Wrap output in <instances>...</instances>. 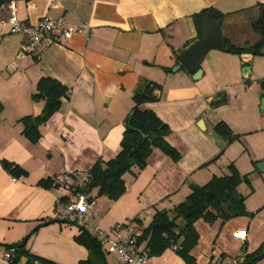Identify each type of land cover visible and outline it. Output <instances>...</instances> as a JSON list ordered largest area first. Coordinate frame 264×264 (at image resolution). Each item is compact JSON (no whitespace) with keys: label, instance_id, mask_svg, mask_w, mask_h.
Segmentation results:
<instances>
[{"label":"crops","instance_id":"crops-1","mask_svg":"<svg viewBox=\"0 0 264 264\" xmlns=\"http://www.w3.org/2000/svg\"><path fill=\"white\" fill-rule=\"evenodd\" d=\"M14 2L23 22L62 18L82 30L39 54L19 58L24 38L12 32L8 6L0 9V264H9L6 246L21 243L28 235L26 249L40 259L56 264L87 259L88 250L75 241L80 227L59 222L56 206L73 195L76 175L117 155L133 93L143 80L162 86L157 91L160 100L143 108L170 126L167 140L181 159L174 161L155 149L144 169L124 175L127 189L119 200L93 197L95 224L111 232L116 224L131 220L142 230L158 210L183 202L191 184L202 186L213 176L229 174L228 167L234 164L250 179L238 190L255 215L214 224L197 221L200 238L191 254L198 264H232L256 251L264 241V171L258 168L264 162V112L259 110L264 71L252 63L256 56L220 48L207 52L198 80L183 68L166 69H173L176 54L200 37L194 15L212 8L226 15L220 30L241 20H249L253 29L264 0ZM42 77L67 86L69 98L40 126L41 138L33 143L24 136L19 120L41 113L44 102L33 101L32 95ZM254 86L259 100L251 103L244 94ZM221 93L228 100L214 107ZM221 121L239 138L228 142L217 135L214 127ZM2 160L19 165L27 175H12ZM61 173L74 180L52 188L40 185ZM149 264L187 263L168 249L151 257ZM256 264H264V258Z\"/></svg>","mask_w":264,"mask_h":264},{"label":"trees","instance_id":"trees-1","mask_svg":"<svg viewBox=\"0 0 264 264\" xmlns=\"http://www.w3.org/2000/svg\"><path fill=\"white\" fill-rule=\"evenodd\" d=\"M12 1L14 0H0V9ZM263 9L264 6H261V10ZM204 16L221 23L226 15L216 9H205L194 15L197 25L199 19ZM252 26L255 31L262 33L260 17L253 22ZM263 46L264 40L253 45L240 47L235 45L231 39L223 37L220 49L236 55L260 56L263 55ZM171 70L166 69L167 72ZM261 84L264 88V81ZM161 89L162 86L154 81H141L133 93L134 105L125 120V132L119 152L110 160L97 161L88 172L90 182L85 187L76 189L73 195L86 192L91 202L93 197L103 196L112 201H117L127 189L124 175L132 172L133 169H144L155 149H160L174 161L181 159L180 152L167 140L172 132L170 126L156 112L143 108V105L147 103L160 100L157 91H161ZM65 98H69L67 86L51 77H42L39 80L32 99L35 102L43 101L44 107L40 114L28 115L19 120L23 124V134L29 141L33 143L39 141L41 138L40 126L59 111ZM227 100V95L221 93L213 102V106H221ZM1 112L2 106L0 105V114ZM214 130L217 135L228 142L239 138V135H234L224 121L217 123ZM1 163L5 170L16 177L27 175V171L15 163L7 160H2ZM228 169L229 174L213 176L205 185L191 184V192L183 202L170 210H158L154 214L150 224L141 230L140 239L144 251L148 253L150 258L161 256L166 250L171 249L187 264H198L191 254L200 238L196 228L197 221L203 220L208 224H214L219 220L226 222L237 217H253L255 215V213L247 210V198L238 190L242 183L250 184L248 175H242L234 164L229 165ZM40 185L46 188L57 187L53 186L52 179L42 180ZM68 198H63L61 201L64 202ZM30 236L25 237L21 243L6 246V249L15 248L8 259L9 264H35L36 261L38 264H56L30 254L26 249ZM75 241L83 245L89 252L87 259L82 260L79 264H108L107 251L90 231L80 227V233L75 236ZM263 258L264 241L256 251L245 253L242 259L238 257L236 262L232 264H256Z\"/></svg>","mask_w":264,"mask_h":264},{"label":"built area","instance_id":"built-area-1","mask_svg":"<svg viewBox=\"0 0 264 264\" xmlns=\"http://www.w3.org/2000/svg\"><path fill=\"white\" fill-rule=\"evenodd\" d=\"M10 11L9 24L13 33L23 36L18 57L31 54H39L53 44L59 42L60 38L70 39L75 33L82 29L67 25L62 19H41L37 24H29L19 20L15 2L7 5ZM76 189L85 187L90 182L89 173L76 175ZM73 176L68 173L57 174L52 177L53 186L69 184ZM86 192H79L66 201H60L56 206L59 219L75 224L90 231L101 243L102 247L113 254L120 264H149L150 256L144 251L141 243L142 231L138 229L133 221L129 220L116 224L111 232L104 231L94 220L96 213L93 203L89 201ZM15 248L6 249L4 256L8 260ZM35 264H38L36 261Z\"/></svg>","mask_w":264,"mask_h":264},{"label":"water","instance_id":"water-1","mask_svg":"<svg viewBox=\"0 0 264 264\" xmlns=\"http://www.w3.org/2000/svg\"><path fill=\"white\" fill-rule=\"evenodd\" d=\"M260 23L261 32L264 35V9L260 14ZM198 28L200 37L176 54L178 64L175 69L183 68L187 72L193 73L195 80H198L201 76L202 69L200 66L207 52L212 48H220L222 46V33L218 21L207 16L201 17L198 21ZM261 111L264 112V98L262 99ZM258 168L264 171V162L259 163ZM58 221L65 222L61 219Z\"/></svg>","mask_w":264,"mask_h":264},{"label":"rangeland","instance_id":"rangeland-1","mask_svg":"<svg viewBox=\"0 0 264 264\" xmlns=\"http://www.w3.org/2000/svg\"><path fill=\"white\" fill-rule=\"evenodd\" d=\"M221 31L223 32L224 37L230 36L232 42L240 47L246 45H253L261 40H264V35L262 33L252 29L249 20L246 21L241 20V22L231 23L230 27L228 28H226V26L223 25ZM262 52L263 55L256 56L252 63L255 64L258 67V69L264 71V46L262 48ZM176 67L177 65L174 66L172 69L174 72L176 71L175 70ZM255 89L256 88L254 86V88L247 91L246 95L243 93L245 96V100L249 99L251 103H254V101L258 98L257 91ZM258 91H260V88H258ZM263 98L264 97H262V99ZM259 110L261 111V107H259ZM180 223L182 222L180 221ZM106 256L109 264H119L113 254L107 252Z\"/></svg>","mask_w":264,"mask_h":264}]
</instances>
